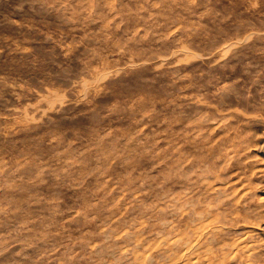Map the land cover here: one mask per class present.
Returning <instances> with one entry per match:
<instances>
[{
	"label": "rangeland",
	"instance_id": "rangeland-1",
	"mask_svg": "<svg viewBox=\"0 0 264 264\" xmlns=\"http://www.w3.org/2000/svg\"><path fill=\"white\" fill-rule=\"evenodd\" d=\"M0 264H264V0H0Z\"/></svg>",
	"mask_w": 264,
	"mask_h": 264
},
{
	"label": "bare ground",
	"instance_id": "bare-ground-1",
	"mask_svg": "<svg viewBox=\"0 0 264 264\" xmlns=\"http://www.w3.org/2000/svg\"><path fill=\"white\" fill-rule=\"evenodd\" d=\"M236 156V155H235ZM181 177V176H180ZM193 205V204H192ZM147 209V208H146ZM195 211V210H194ZM149 213V212H148ZM202 214V213H201ZM202 218V217H201ZM200 219V218H199ZM195 221V220H194ZM202 222V221H201ZM191 229V228H190ZM180 233V232H179ZM181 241V240H180ZM206 259V258H205Z\"/></svg>",
	"mask_w": 264,
	"mask_h": 264
}]
</instances>
